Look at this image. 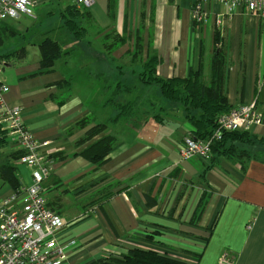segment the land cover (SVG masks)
Returning a JSON list of instances; mask_svg holds the SVG:
<instances>
[{
	"label": "crops",
	"instance_id": "1",
	"mask_svg": "<svg viewBox=\"0 0 264 264\" xmlns=\"http://www.w3.org/2000/svg\"><path fill=\"white\" fill-rule=\"evenodd\" d=\"M39 1L33 16L7 21L27 42L13 37L4 42L3 52L24 46L26 55L2 56L0 76L9 87L5 101L24 107L23 120L36 139L51 141L45 151L56 160L43 181V194L65 222L57 243L75 241L62 264H95L129 248L188 264H218L226 254L234 264H264V123L248 130L255 146L245 165L224 156L186 159L181 149L192 126L179 104L161 107L164 116L147 112L110 123L116 112L100 113L106 108V83L96 81L99 76L87 63L109 56L115 67L109 72L111 85L125 79L123 69L140 71L155 55L161 78H186L193 69L209 83L214 55L220 52L229 104L255 102L264 115V13L207 3L196 21L197 0H113V8L111 0H94L89 7L77 0ZM71 6L84 13L80 23L87 32L80 41L64 27L63 13ZM46 20L40 37L28 40L25 33ZM48 36L62 39L69 53L52 71L36 74L38 45ZM129 79L127 84L140 85L136 74ZM65 80L69 83L62 88ZM86 118L92 122L80 124ZM99 123L107 124L103 134L116 142L107 160L95 164L80 152L101 137L85 140ZM18 151L9 137L0 161ZM12 161L21 188L27 187L35 168ZM14 194L0 180V202ZM9 206L21 211L23 205L13 200Z\"/></svg>",
	"mask_w": 264,
	"mask_h": 264
},
{
	"label": "trees",
	"instance_id": "2",
	"mask_svg": "<svg viewBox=\"0 0 264 264\" xmlns=\"http://www.w3.org/2000/svg\"><path fill=\"white\" fill-rule=\"evenodd\" d=\"M111 8L114 7V1L111 0ZM84 15L83 11L76 6H71L63 13L64 27L69 34L77 40H82L86 35V28L80 23V19ZM12 19V18H9ZM6 20L0 21V47L8 40V36L23 37V34L17 31ZM141 39H139L140 43ZM62 39H55L50 36L43 39L38 47L41 55L40 69L38 73H46L52 71L56 62L69 51L65 49ZM113 45V44H112ZM111 45V46H112ZM26 55L25 47H19L12 53L5 55V58L22 59ZM2 58V57H0ZM158 57L153 55L140 71H132L137 75L139 85L124 83L116 84L115 89L110 93L106 104L115 108L116 115L109 120L110 123L119 120H131L135 117L139 107V102L145 94L146 88L154 87L152 95L155 99H166L170 103L179 104L184 111V115L192 126V134L200 139H208L213 137L217 130V118L221 113L231 109L225 91L223 82V55L220 52L215 53L212 64V81L206 82L201 70H190L189 76L186 78L171 77L161 78L157 75ZM69 82L64 81L61 87H65ZM1 84L5 85L3 81ZM130 84V85H129ZM134 85V86H133ZM131 86V87H130ZM137 87V88H136ZM148 88V89H149ZM137 89V96L133 95V91ZM119 94H124L127 98L124 102H118ZM148 96V95H147ZM149 97V96H148ZM144 102V101H143ZM157 105V102H152ZM164 107V106H163ZM161 108V107H160ZM165 108V107H164ZM163 109V108H162ZM159 116V115H158ZM156 116V117H158ZM92 122L91 119H83L80 124L84 126ZM107 129L106 123L96 124L86 135L85 140L92 139L96 136L101 137L94 143L87 146L80 152L85 159L95 164H101L107 160L112 148L116 142V138L110 134H103ZM249 131H224L220 138L213 140L211 149V158L228 157L237 160L243 165L246 164L254 154L246 147L249 143L254 142ZM8 134L0 128V149L8 143ZM255 144V142H254ZM24 155V151L19 149L9 155L6 161H0V180L7 182L12 186L15 193L21 190V182L18 178L17 166L15 161ZM51 158L56 160L55 154ZM210 158V159H211ZM204 159V158H203ZM215 159V158H214ZM95 264H188L167 255H161L152 250H143L139 248H129L126 254L114 255L105 260L96 262Z\"/></svg>",
	"mask_w": 264,
	"mask_h": 264
},
{
	"label": "built area",
	"instance_id": "3",
	"mask_svg": "<svg viewBox=\"0 0 264 264\" xmlns=\"http://www.w3.org/2000/svg\"><path fill=\"white\" fill-rule=\"evenodd\" d=\"M94 0H77L78 5L89 7ZM227 3L234 9H246L264 13V0H197L193 6L196 21L203 18L202 10L207 3ZM35 0H0V21L9 18L19 19L22 15L35 14ZM1 73V69H0ZM0 76V128L12 137L24 155L19 164L32 166V182L21 188L11 199L0 202V264H62L66 249L74 244L59 245L57 238L65 227L60 214L51 209L43 194V181L53 172L54 160L45 150L51 141L39 140L23 120L24 107L9 105L4 93L9 87L1 84ZM264 123V115L255 102L231 107L217 118V130L213 137L200 139L190 133L184 139L181 155L184 158H211L213 140L220 138L224 131H248L255 125ZM18 200L22 210L9 206ZM218 264H234L223 255Z\"/></svg>",
	"mask_w": 264,
	"mask_h": 264
},
{
	"label": "rangeland",
	"instance_id": "4",
	"mask_svg": "<svg viewBox=\"0 0 264 264\" xmlns=\"http://www.w3.org/2000/svg\"><path fill=\"white\" fill-rule=\"evenodd\" d=\"M52 20H53V22H52V24H54L55 26H57V25H59V22H60V20H58V15H54L53 16V18H52ZM48 23V21L46 20L44 23H37L36 24V26L34 27L35 29H33V30H30V31H28L29 33H25V36H26V38L28 39V40H30L31 38H33V36H38V37H40L39 36V34L44 30V28L46 27V24ZM44 33V32H43ZM53 36H55V34H53ZM13 37H11V36H8V40H10V39H12ZM20 40V42H22V44H25L26 42H27V40H24L23 38H21V37H19V36H16L15 37V41H19ZM24 42V43H23ZM21 44V43H20ZM4 45H2L1 47H0V57H2V56H5L6 54H8V53H10V52H8V53H4L3 52V50L4 49H2V47H3ZM69 48V47H68ZM19 49V48H18ZM32 56V55H31ZM108 57L109 56H106V57H104V59H102L99 63L97 62V59L95 60V61H91V63L90 62H87V63H89V66L91 67L90 69H93V71L99 76V77H97L96 78V81H98L100 84H105L106 83V86H105V88H106V90L108 91V94H107V96H106V99H105V101H107L108 100V98H109V96H110V93L115 89V86H116V84H114V81H113V83L111 84V85H107V83H110L109 81L111 80V77H110V73L109 72H112L113 70H114V65H113V67H111V62L109 61V59H108ZM121 65H124V64H121ZM99 66H100V68H99ZM133 67V66H132ZM0 69H1V71H3V68L2 67H0ZM131 70H132V68L131 69H129V67H128V69H123L122 71H121V73H122V76L125 78V79H123V81H125L126 79H128V78H130L131 77ZM4 72V71H3ZM117 73H118V71H117ZM103 76H104V78H103ZM128 77V78H127ZM103 79V80H102ZM101 80H102V82H101ZM128 82L129 81H132V79H129V80H127ZM127 81H125L124 83H126ZM127 84V83H126ZM131 84H134V82H132ZM136 84V83H135ZM130 85V84H129ZM134 86V85H133ZM131 87V86H130ZM104 88V87H103ZM137 88V87H136ZM139 88H140V85H139ZM149 88V87H148ZM148 88H146V91L147 92H145V94L143 95V97H142V101L141 102H139V107H138V109H137V111H136V115L135 116H139V117H144L145 115H147V112H148V114L149 115H151V114H159V113H161L162 114V116H164V112H166V111H163V112H161L160 111V107H165V105H167V104H170V102L169 101H167L166 99H162V98H159V99H155V96L154 95H152V92L154 91V87H150L149 89ZM137 94H138V90L137 89H135L134 91H133V95L134 96H137ZM149 97H148V96ZM127 98L125 97V95L124 94H119V96H118V98H117V100H118V102H124L123 100H126ZM144 101V102H143ZM157 102V105H155V104H153L152 102ZM100 103V102H99ZM99 105V104H98ZM108 106V107H107ZM104 107H106L105 109H101L100 110V113L102 114V113H106L107 111H108V109H113L114 110V112H115V108L114 107H112V106H109V104H105V106ZM163 107V108H164ZM164 110H166V108H164ZM50 141V140H49ZM254 146H255V144H254V142H252V143H249V145H248V147H246L248 150H250L251 152L253 151V148H254ZM19 166H21L22 164H18ZM128 250L129 249H127V250H125L123 253H121V254H126L127 252H128Z\"/></svg>",
	"mask_w": 264,
	"mask_h": 264
},
{
	"label": "water",
	"instance_id": "5",
	"mask_svg": "<svg viewBox=\"0 0 264 264\" xmlns=\"http://www.w3.org/2000/svg\"><path fill=\"white\" fill-rule=\"evenodd\" d=\"M41 1H43V0H40L39 2H41Z\"/></svg>",
	"mask_w": 264,
	"mask_h": 264
}]
</instances>
